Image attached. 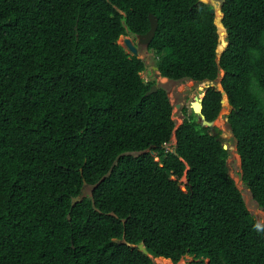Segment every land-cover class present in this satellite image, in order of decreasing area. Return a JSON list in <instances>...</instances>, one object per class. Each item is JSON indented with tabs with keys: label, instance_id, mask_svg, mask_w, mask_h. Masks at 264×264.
<instances>
[{
	"label": "trees",
	"instance_id": "obj_1",
	"mask_svg": "<svg viewBox=\"0 0 264 264\" xmlns=\"http://www.w3.org/2000/svg\"><path fill=\"white\" fill-rule=\"evenodd\" d=\"M212 8L0 0V264H264V227L230 175L220 132L188 107L177 127L168 92L146 96L156 81L120 43L146 34L153 14L148 49L162 77L225 73L203 114L215 121L227 94L242 179L264 209V0L223 1L220 59Z\"/></svg>",
	"mask_w": 264,
	"mask_h": 264
},
{
	"label": "rangeland",
	"instance_id": "obj_2",
	"mask_svg": "<svg viewBox=\"0 0 264 264\" xmlns=\"http://www.w3.org/2000/svg\"><path fill=\"white\" fill-rule=\"evenodd\" d=\"M224 0H208V3L211 4L217 11L216 23L218 28H220V32L222 33V40L227 41L226 33L222 27V18L223 13L220 11L222 9V4ZM125 36L120 39V43L128 50L125 44ZM130 38L139 49L138 57L142 59L146 64V71L141 73V76L145 78L147 81H158L160 83L161 88H165L168 91V95L171 99V103L174 106L173 117L176 121L177 127L183 123L184 112L183 107H188L191 111V104L196 98L203 96L204 89L207 86H216L219 90H222L221 80L224 77V72L222 71L220 77L217 82H206V83H194L193 81L187 82H175L173 80H169L166 78H161L158 74L157 70V57L153 51L148 49V46L145 44H141L135 35H129ZM221 40V41H222ZM133 55L132 53H130ZM192 91V94L187 97ZM223 108L215 120L216 129L220 132V138L223 141V144L227 146L229 149L230 156L228 158V167L230 171V175L234 178L238 188L242 192L248 209L253 214V216L258 220L262 227H264V209H262L257 202L254 200L250 189L244 183L242 179V160L237 151V140L234 137L232 128L229 124L228 116L231 113V106L228 102V98L225 97L223 92ZM179 105V106H178ZM179 107V108H178ZM216 131V130H215ZM158 160V159H157ZM185 183H187L186 177L181 180V187L184 191H186ZM92 187L87 186L84 189L83 196H91L92 195ZM167 260V259H166ZM194 261L193 257L187 256L181 259L178 264H191ZM154 264H169L167 261H158L153 257Z\"/></svg>",
	"mask_w": 264,
	"mask_h": 264
},
{
	"label": "water",
	"instance_id": "obj_3",
	"mask_svg": "<svg viewBox=\"0 0 264 264\" xmlns=\"http://www.w3.org/2000/svg\"><path fill=\"white\" fill-rule=\"evenodd\" d=\"M200 2L205 3V4H209L208 0H200ZM220 11H222V10H220ZM211 13L214 14L217 18V11L214 7L212 8ZM149 18H150V23H151V29L146 34H142V35L138 36L139 42L141 44H145L147 46H149L150 43L152 42V40L154 39L156 32L158 30V27H159L158 20L153 14H150ZM227 36L228 35L226 32V38H227ZM221 40L222 39L220 38V44H219L218 49H217L219 59L221 58V55L224 53V51L226 50V48L228 46V42L226 41V39H225V41L224 40L221 41ZM125 44H126L128 50L130 51V53H132L134 56L139 55L138 48L134 45V43L132 42V40L130 38L125 39ZM224 75H225V73H224ZM158 90H159V84L157 83L151 88V90L146 94V96H150V95L158 92ZM206 94H207V90L204 92L203 96L196 98V100L192 103L191 107H192L193 112L199 116V122L202 123L203 126L208 127L209 130L214 131V128L216 127V122L215 121H208L206 119V116L203 114V108H204L203 100H204ZM224 95L226 98H228L226 93H224ZM224 148L228 149L227 146H225V145H224ZM87 186H88V184H87V182H85L84 187L86 188ZM82 199L83 198H81V197H77V198L73 199L72 208H74L77 203L81 202ZM69 219L71 220V216H69ZM115 241L118 243H122V241H118V240H115ZM138 248L141 251H143L145 254L150 255L148 249L146 248V246L143 243L138 245Z\"/></svg>",
	"mask_w": 264,
	"mask_h": 264
},
{
	"label": "clouds",
	"instance_id": "obj_4",
	"mask_svg": "<svg viewBox=\"0 0 264 264\" xmlns=\"http://www.w3.org/2000/svg\"><path fill=\"white\" fill-rule=\"evenodd\" d=\"M128 36L129 35H127V36H125L126 38H128ZM135 36H137V35H135ZM139 36V35H138ZM124 37V36H123ZM125 38V39H126ZM133 42V41H132ZM135 45V44H134ZM136 46V45H135ZM137 47V46H136ZM139 50V49H138ZM157 70H158V68H157ZM157 75H159L161 78H164V77H162L161 76V74H160V72H159V70H158V74ZM142 78H143V76H141ZM145 79V78H144ZM166 79H168V78H166ZM146 80V79H145ZM170 80V79H169ZM147 81V80H146ZM191 81V80H190ZM147 82H149V81H147ZM176 82V81H175ZM194 82V81H193ZM210 83V82H209ZM222 86V85H221ZM209 87H211V86H208V88ZM159 88H160V84H159ZM229 100V99H228ZM229 102V101H228ZM192 108V107H191ZM231 109H232V107H231ZM199 117V116H198ZM199 119V118H198ZM228 120H229V116H228ZM180 126V125H179ZM178 126V127H179ZM215 130H216V127L214 128V131L213 132H215ZM211 131V130H210ZM177 143V139H176V136L174 135L173 137H172V140H171V142L170 143H168V144H171L170 145V149H168V146L166 145V147H167V149L168 150H170V151H173L174 150V145ZM227 150H229V149H227ZM155 153H153V155H154ZM240 156V155H239ZM241 158V157H240ZM158 159V161H159V158H157ZM187 180V179H186ZM152 257V256H151ZM187 257V256H186ZM153 258V257H152ZM159 258H161V257H159ZM155 259H158V258H155ZM165 259V258H164ZM168 260H170V259H168ZM171 261V260H170ZM172 262V261H171ZM173 263V262H172ZM174 264V263H173Z\"/></svg>",
	"mask_w": 264,
	"mask_h": 264
},
{
	"label": "flooded vegetation",
	"instance_id": "obj_5",
	"mask_svg": "<svg viewBox=\"0 0 264 264\" xmlns=\"http://www.w3.org/2000/svg\"><path fill=\"white\" fill-rule=\"evenodd\" d=\"M137 38H138V35H137ZM139 40V39H138ZM136 45V44H135ZM137 48H138V46H137ZM180 81H182V82H187V81H190V80H180ZM180 81H176V82H180ZM218 81V80H217ZM217 81H215V82H217ZM149 82H152V81H149ZM215 82H212V83H215ZM160 84L158 81H156V84ZM194 83H197V82H194ZM204 83H206V82H204ZM198 84V83H197ZM211 86V85H210ZM165 89V88H164ZM166 90V89H165ZM206 90H208V86L204 89V92L206 91ZM167 91V90H166ZM168 92V91H167ZM169 94V93H168ZM192 94V91L189 93V94H187V97L186 98H188V96L189 95H191ZM194 102V101H193ZM191 106H192V104H191ZM184 108V107H183Z\"/></svg>",
	"mask_w": 264,
	"mask_h": 264
},
{
	"label": "bare ground",
	"instance_id": "obj_6",
	"mask_svg": "<svg viewBox=\"0 0 264 264\" xmlns=\"http://www.w3.org/2000/svg\"><path fill=\"white\" fill-rule=\"evenodd\" d=\"M156 260H158V261H167L169 264H173L170 260H168V259L166 260L164 258H158Z\"/></svg>",
	"mask_w": 264,
	"mask_h": 264
},
{
	"label": "built area",
	"instance_id": "obj_7",
	"mask_svg": "<svg viewBox=\"0 0 264 264\" xmlns=\"http://www.w3.org/2000/svg\"><path fill=\"white\" fill-rule=\"evenodd\" d=\"M166 145L168 146V149H170V145H171V144H166Z\"/></svg>",
	"mask_w": 264,
	"mask_h": 264
}]
</instances>
